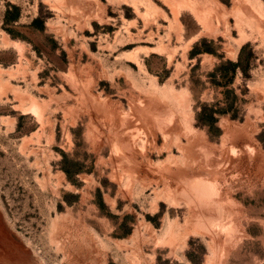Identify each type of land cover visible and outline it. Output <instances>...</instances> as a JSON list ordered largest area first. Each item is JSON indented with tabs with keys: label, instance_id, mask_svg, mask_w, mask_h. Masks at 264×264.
Masks as SVG:
<instances>
[{
	"label": "rangeland",
	"instance_id": "374dc122",
	"mask_svg": "<svg viewBox=\"0 0 264 264\" xmlns=\"http://www.w3.org/2000/svg\"><path fill=\"white\" fill-rule=\"evenodd\" d=\"M0 264H264V0H0Z\"/></svg>",
	"mask_w": 264,
	"mask_h": 264
}]
</instances>
